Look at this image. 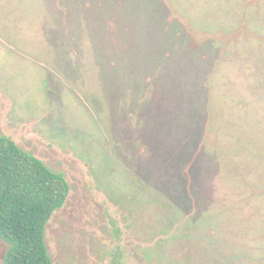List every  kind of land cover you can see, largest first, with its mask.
I'll use <instances>...</instances> for the list:
<instances>
[{"label": "rangeland", "instance_id": "374dc122", "mask_svg": "<svg viewBox=\"0 0 264 264\" xmlns=\"http://www.w3.org/2000/svg\"><path fill=\"white\" fill-rule=\"evenodd\" d=\"M0 135L55 264H264V0H0Z\"/></svg>", "mask_w": 264, "mask_h": 264}, {"label": "trees", "instance_id": "16d2710c", "mask_svg": "<svg viewBox=\"0 0 264 264\" xmlns=\"http://www.w3.org/2000/svg\"><path fill=\"white\" fill-rule=\"evenodd\" d=\"M70 190L63 173L0 135V239L9 243L4 264H55L46 226Z\"/></svg>", "mask_w": 264, "mask_h": 264}]
</instances>
